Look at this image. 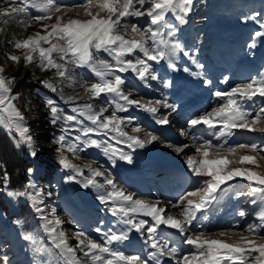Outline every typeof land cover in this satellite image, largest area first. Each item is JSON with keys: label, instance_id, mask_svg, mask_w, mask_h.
Returning <instances> with one entry per match:
<instances>
[{"label": "snow or ice", "instance_id": "6c2138e0", "mask_svg": "<svg viewBox=\"0 0 264 264\" xmlns=\"http://www.w3.org/2000/svg\"><path fill=\"white\" fill-rule=\"evenodd\" d=\"M31 9L36 14H32ZM192 9L193 0H73L71 3L4 0L0 4V21L4 23L17 16L25 17L19 21L25 29L33 21L40 23L41 31L8 41L14 49L22 50V55L11 52L5 55L15 65L23 60L25 68L35 66L40 73L52 74L41 77L33 71L32 77L55 94H42L39 89L35 93L47 109L49 122H63L61 134L52 143L59 165L71 173L65 180L97 190L96 198L108 206L107 211L123 225L119 230H105L101 220L94 229L101 237L99 240L79 229L69 236L56 209L44 207L45 197L53 193L45 192L33 181L36 168L26 169L27 179L16 190H10L11 174L0 169V189L13 200L26 199L43 221L48 241L58 250L56 264H167V261L174 264H264V171L260 170L264 167V72L229 91H215L213 95L222 102L211 111L193 116L187 121V129L180 131V135L189 137L190 145L166 144L177 154L185 155L186 166L195 178L191 191L185 192L175 203L168 202L172 209L178 210L176 214L159 200L135 198L117 184L103 165L95 161L83 165L73 162L81 159L80 153L96 148L112 164L117 159L132 163V154L118 148L117 144L136 149L160 140L153 131L142 127L130 110L138 109L149 114L155 123L167 125L171 123L172 113L177 111V104L170 103L167 96L149 100L142 96L133 98V91L138 90L135 81L151 88L152 81L161 79L155 65L167 61L169 68L179 70L176 59L181 53L201 70L192 75L204 76V66L196 59V53L185 50L176 38V24L169 20L171 16L179 25H185ZM73 12L74 16L70 15ZM259 16L253 13L243 18L244 21L254 20L258 25L248 43L249 49L256 47L258 38L264 40V19ZM141 18L147 23L142 25ZM45 21L48 23H41ZM85 68L91 76L76 75L78 69ZM183 70L190 71L187 66ZM6 71L5 65L0 64V128L11 136L17 148H24L35 159L40 148L24 111L16 103L21 95L14 92L17 78L6 75ZM126 73H131L135 81L124 75ZM223 79L227 81L229 77ZM211 83L210 79H203L204 85ZM169 86L170 82L165 81L164 87ZM65 87L83 91L66 94ZM29 107L30 104H25L26 109ZM162 109L167 111L161 114ZM198 125L206 126L211 138L190 135ZM234 130L259 133L260 142L233 143L229 138ZM69 132L77 134L69 139ZM190 147L194 152L186 154L185 150ZM246 164L252 167L243 166ZM237 178L246 182L249 203L257 206L251 213L253 222L236 230L237 221L215 233L206 231L202 223H194L198 214L208 210L229 182ZM243 195L244 192L236 193L238 197ZM237 214L243 218L249 212L242 208ZM14 223L19 226L22 222ZM164 229L175 230L190 250L184 251L173 243ZM133 230L147 246L146 256L126 255L114 247L128 240ZM21 235L36 253L47 251L32 233ZM0 264H9L6 255L0 259Z\"/></svg>", "mask_w": 264, "mask_h": 264}, {"label": "rangeland", "instance_id": "374dc122", "mask_svg": "<svg viewBox=\"0 0 264 264\" xmlns=\"http://www.w3.org/2000/svg\"><path fill=\"white\" fill-rule=\"evenodd\" d=\"M63 2L71 3L73 0H63ZM3 3L4 0H0V4ZM30 11L32 14H36L34 9ZM253 13H259L260 16L258 18L264 19V0H193V9L189 13L188 23L179 25L174 20V17L170 16V23L176 24L177 27L176 38L185 46V50L196 53V59L204 66L202 69L204 76L192 75V73L201 70L192 64L189 57L181 53L176 59L179 70L173 71L168 67L167 61H162L160 64L155 65L161 79L152 81L151 88L145 87L139 81H135V77L131 73L124 74L130 76L137 85L138 90L133 91V98L139 99L142 96L145 100H149L161 99L167 96L170 103L178 104L172 101V95L174 88L180 87L182 82L193 80L199 84L200 80L203 82V79H210L213 87L214 79L210 77V73L214 71V65L222 66L226 70L229 69V73L232 74L231 83L227 86L228 91L237 84L246 83L259 73L264 72V40L258 38L256 47L254 49L248 48L252 33L258 30V25L254 20L244 21L243 18L251 17ZM70 15L74 16V12ZM67 18L65 17V19ZM22 19H25V17L8 18V23L0 21V29H2L0 33L6 36L8 40H12L13 38H26L36 31H41L40 23L35 21L26 29L21 27L19 21ZM140 23L143 25L147 21L141 18ZM9 52L22 55V50H16L12 45L9 47ZM238 61L252 62L254 65L251 67V73L250 70L248 71L241 64L239 65ZM0 64L5 65L7 69L6 75L15 76L17 80L20 79V72L17 75L14 74L18 65L7 59L0 61ZM21 64L23 65V60H21L19 65ZM185 66L190 69L189 72L183 70ZM31 68H35V66ZM81 73H87L91 76V72L86 68L76 71L77 76ZM42 74L41 77L52 75L50 72ZM165 81L170 82V86L167 88L164 87ZM34 82L36 85L32 87L33 92L31 95L20 96L23 99L17 100L16 103L18 106L22 102L24 106L25 104H30L29 108L33 109L34 116H31L32 121L26 119L29 125L30 123L35 124V127L31 128V130L35 135L40 151L38 156L33 159L24 148L18 149L22 150L29 158L31 161L30 167H34L37 170L32 177L33 181L39 187H42L45 192L51 191L53 193L51 197H45L44 207L48 210L56 209V215L64 221L63 227L69 236L79 229L99 240L101 237L94 229L99 226L101 220L104 221L103 227L105 230L108 228L119 230L123 225L117 223V217L112 216L107 211L108 206L101 204L96 198L98 195L97 190L83 188L75 181L65 180L66 175L71 173L59 165L54 151L55 146L52 143L53 139L61 134L63 122L61 121L57 124L49 122L47 109L44 107L40 96L35 93L39 89L42 94L54 96L55 94L44 89L38 81L35 80ZM15 87L14 92L20 93L18 89L15 91ZM64 91L66 94H71L73 91L82 92L83 90L65 87ZM215 91L213 89V92ZM56 99L64 106L63 101L58 96ZM220 102L222 101L216 97L206 111H211ZM100 103H103V101H100ZM100 103L97 104V107L100 106ZM257 103H259V98H257ZM164 111L167 110L162 109L161 114ZM130 114L136 116L141 126L148 131H153L160 137V140L154 141L144 148L136 149H129L127 145L117 144L118 148H123L124 151L132 154V163L117 159L116 163L112 164L102 151L96 148H89L85 152L80 153L81 159L73 160V162L83 165L95 161L99 165H103L104 168L112 173L117 184L127 192L133 193L135 198L150 202L159 200L168 207V211L176 214L178 210L172 209L168 202L175 203L181 195L191 191L194 187L195 178L191 176L186 166L185 155L177 154L173 149L168 148L166 144H191L189 137L180 135L181 129H187L186 118L182 122H175L174 119H179V117L174 112L171 115V123L160 125L155 123V120L149 114L138 109L130 110ZM181 114L183 116V113ZM195 115H192L188 120ZM0 129L8 135L11 143L17 148L11 136L3 128ZM76 134V132H69L68 138L71 139ZM192 134L197 136L203 134L205 138H211L205 130L200 131V133L194 130L190 133V135ZM98 138L106 139V137ZM259 138V133L234 130V134L229 140H232L231 142L233 143H246L249 141L259 143ZM192 152H194V149L191 147L185 150L186 154H192ZM167 163L178 165V169H164V172H160L162 169L161 164L167 165ZM243 166L252 167V165L247 164ZM260 170L264 171V167ZM176 171H184L187 174L183 176L177 175L174 180H188L191 178L193 181L185 189L168 197V194H171L170 188L174 182L171 179ZM16 189L19 188H10V190ZM237 192H244L245 195L238 197L236 196ZM247 192L246 182L242 179L237 178L229 182L220 198L210 205L208 210L199 213L198 220L194 223H202L205 226V230L210 233L227 229L237 221H239V226L236 230L246 227L248 223L253 222L254 217L251 213L257 207L249 203ZM242 208L249 212V215L243 218L237 214ZM138 218L150 219L143 216ZM16 220H20L22 222L21 225H16L14 223ZM42 224L43 221L26 199L13 200L0 189V259L6 255L9 259V264H56L59 259L58 250L52 248ZM22 233H32L38 241L44 244L47 251L36 253L33 247H30V242L22 239ZM164 233L184 251L190 250V246L182 243L183 238L175 230L164 229ZM70 242L74 243V241ZM114 247L123 251L126 255L140 254L141 256H146L148 251L142 238L134 230L129 233L128 240L122 241L114 245ZM167 264H174V262L167 261Z\"/></svg>", "mask_w": 264, "mask_h": 264}, {"label": "trees", "instance_id": "16d2710c", "mask_svg": "<svg viewBox=\"0 0 264 264\" xmlns=\"http://www.w3.org/2000/svg\"><path fill=\"white\" fill-rule=\"evenodd\" d=\"M6 36L0 33V61L6 59L5 53L9 52L10 43H8ZM35 71L37 76L43 75L35 68H25L22 64L17 66L15 75L19 72L21 74L20 79L17 80L16 89L20 90L21 97L24 95H31L33 92V86L36 85L35 80L32 77V72ZM23 99V98H20ZM23 103V102H22ZM20 103L19 107L24 111L26 118L29 121L31 116H34L32 108H25L24 104ZM29 115V116H28ZM30 127L34 128L35 124L30 123ZM31 161L23 153L22 150L16 148L10 141L8 135L0 129V169H6L11 174L10 188H21L25 183L26 169L30 167Z\"/></svg>", "mask_w": 264, "mask_h": 264}, {"label": "bare ground", "instance_id": "6f19581e", "mask_svg": "<svg viewBox=\"0 0 264 264\" xmlns=\"http://www.w3.org/2000/svg\"><path fill=\"white\" fill-rule=\"evenodd\" d=\"M242 64H244L246 67L247 66H249V67H253V63H242ZM219 79V78H218ZM201 95V94H200ZM200 95H197L198 97L200 96ZM159 128V127H158ZM160 129H161V127H160ZM161 167H162V169H161V171L160 172H164V169H171V168H177L178 169V165H174V163H167V165H163V164H161ZM179 174L181 175V176H183L184 174H187V172H184V171H179ZM186 182H188V181H186ZM179 183V182H178ZM178 186L179 185H182V184H177Z\"/></svg>", "mask_w": 264, "mask_h": 264}]
</instances>
